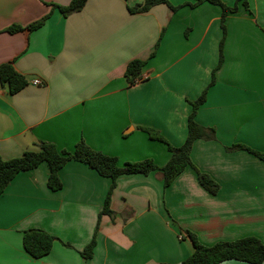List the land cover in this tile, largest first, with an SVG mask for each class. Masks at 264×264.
<instances>
[{"label":"crops","instance_id":"obj_1","mask_svg":"<svg viewBox=\"0 0 264 264\" xmlns=\"http://www.w3.org/2000/svg\"><path fill=\"white\" fill-rule=\"evenodd\" d=\"M70 1L0 0V66L10 63L26 83L13 94L1 85L0 160L37 151L39 142L72 152L82 141L119 165L151 160L161 168L170 152L141 128L180 147L190 103L204 90L194 121L215 137L194 141L193 167L166 188L159 171L119 176L111 214L100 215L112 180L85 164H65L58 191L47 187L45 163L18 173L0 194V264H183L193 252L186 232L203 246L245 237L264 244V163L246 150L227 151L242 145L264 153V0L239 2L224 29L221 8L207 2L168 0L174 9L130 13L143 0H86L68 16L52 6ZM46 16L33 31H6ZM135 60L144 66L129 86L124 72ZM195 170L217 184L216 194L200 186ZM28 229L57 238L47 255L26 253Z\"/></svg>","mask_w":264,"mask_h":264},{"label":"trees","instance_id":"obj_2","mask_svg":"<svg viewBox=\"0 0 264 264\" xmlns=\"http://www.w3.org/2000/svg\"><path fill=\"white\" fill-rule=\"evenodd\" d=\"M128 1V0H124ZM86 0H71L67 6L52 5L60 11L63 16H68L74 12L80 11ZM203 2L216 5L221 8L222 28L224 18L231 13H235L240 2L247 8L246 0H237L235 5L228 7L221 0H191L185 5L193 7ZM165 4L171 9H174L168 0H143L141 4L133 7H127L130 13H145L152 7ZM48 17L29 25L26 28L17 26L7 29V32L14 33L17 31H33L41 27ZM144 66L143 61H131L127 64L124 78L129 86L134 85L141 79V71ZM214 80L212 79L211 84ZM7 84L10 93H16L26 83L21 75H19L10 63L0 66V85ZM206 90L199 97L191 102L192 111L187 120V136L184 143L178 147H172L166 140L156 131L141 128L148 137L152 140H157L164 143L170 152V158L167 164L158 168L151 160H145L137 163H126L119 165L114 157L105 156L99 152L91 150L82 141L76 144L72 152L58 150V148L47 142H39L37 151H26L20 157L10 160H0V194L3 193L9 182L20 172H25L37 168L40 164L45 163L48 167L47 187L51 191H58L62 188V183L59 179L58 172L62 167L70 161H75L87 165L94 170L99 176L112 180V185L104 200V206L100 213L111 214L109 209L110 195L115 187V180L122 175L143 174L148 175L151 172L159 171L161 173L163 187L166 188L183 170L192 166L190 160V151L194 141L214 139L215 134L213 129L199 126L194 121L195 113L198 107L205 100ZM246 150L250 154L257 157L264 163V153H259L248 149L242 145H235L228 148L227 151ZM196 171L197 181L200 186L208 193L214 195L218 190L217 184L206 174ZM99 215V216H100ZM98 228V226H97ZM188 238L192 242L193 252L183 261V264H220L228 260H236L248 264H262L264 262V244L255 237H245L231 242H217L211 246L201 245L196 236L186 232ZM57 241L56 237L39 229H28L23 232L22 245L24 250L31 257L38 259L50 252L53 242ZM95 246V237L80 253L84 259L92 257L93 248Z\"/></svg>","mask_w":264,"mask_h":264},{"label":"built area","instance_id":"obj_3","mask_svg":"<svg viewBox=\"0 0 264 264\" xmlns=\"http://www.w3.org/2000/svg\"><path fill=\"white\" fill-rule=\"evenodd\" d=\"M31 84L34 85V86H38V85L41 84V82L39 80H34V81L31 82ZM0 91H1V85H0Z\"/></svg>","mask_w":264,"mask_h":264}]
</instances>
